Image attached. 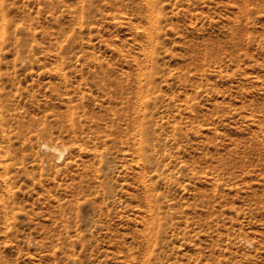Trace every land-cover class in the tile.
Segmentation results:
<instances>
[{"label":"rangeland","instance_id":"obj_1","mask_svg":"<svg viewBox=\"0 0 264 264\" xmlns=\"http://www.w3.org/2000/svg\"><path fill=\"white\" fill-rule=\"evenodd\" d=\"M0 264H264V0H0Z\"/></svg>","mask_w":264,"mask_h":264},{"label":"bare ground","instance_id":"obj_2","mask_svg":"<svg viewBox=\"0 0 264 264\" xmlns=\"http://www.w3.org/2000/svg\"><path fill=\"white\" fill-rule=\"evenodd\" d=\"M149 5V4H148ZM148 7V6H147ZM149 8V7H148ZM147 9V8H146ZM145 9V10H146ZM150 14V13H149ZM151 15V14H150ZM151 22V21H150ZM148 22V23H150ZM151 34V33H150ZM146 55V54H145ZM64 145V144H63ZM42 148H45L46 150H53L54 152L58 153L57 157L61 160L65 156V151L67 150L66 145L64 147H60L56 144H44Z\"/></svg>","mask_w":264,"mask_h":264}]
</instances>
